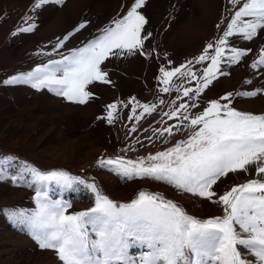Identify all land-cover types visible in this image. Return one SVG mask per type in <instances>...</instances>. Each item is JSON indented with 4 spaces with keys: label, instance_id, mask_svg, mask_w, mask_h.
Here are the masks:
<instances>
[{
    "label": "snow or ice",
    "instance_id": "6c2138e0",
    "mask_svg": "<svg viewBox=\"0 0 264 264\" xmlns=\"http://www.w3.org/2000/svg\"><path fill=\"white\" fill-rule=\"evenodd\" d=\"M62 5L65 0H36L35 8L46 4ZM232 18L214 43H208L194 60L171 69H159L160 92L173 91L187 98L163 113L176 121L154 130L165 142L185 133L171 147L139 160H100L125 180H151L168 185L177 194H187L222 208L223 215L198 219L173 200L159 193L140 191L128 203H117L103 195L95 182L71 175L67 171L43 172L28 163L9 174L16 161L0 159V181L35 186V211L12 212V222L27 230L41 250L54 251L61 264H264V114L245 112L234 107L235 98L227 93L207 102L200 112V98L214 81L230 75L224 65H238L250 49L230 43L238 37L252 41L264 34V0H229ZM146 0H134L122 17L113 20L101 34L69 54L33 72L5 81L7 85L26 84L37 91L47 89L57 97L85 105L94 97L90 85L110 84L106 61L146 55L145 42L151 32L142 9ZM27 23V22H26ZM87 27L80 23L72 35ZM219 27V25H217ZM35 24L19 29L32 33ZM59 40L62 49L70 39ZM196 65H204L196 70ZM253 68H264V49ZM173 78L187 80L194 86H173ZM249 83H251L249 81ZM264 90L240 93V98H255ZM163 105L164 101L161 100ZM131 117L137 122L151 115L156 105L141 104L133 98ZM106 122L112 125L118 104L107 106ZM137 109L141 113H137ZM137 129L131 128L132 132ZM244 173L247 182L236 184L222 194L216 186L230 174ZM71 190L86 186L95 197L94 207L68 214L71 203L53 199L52 185ZM139 249V255L132 250Z\"/></svg>",
    "mask_w": 264,
    "mask_h": 264
},
{
    "label": "rangeland",
    "instance_id": "374dc122",
    "mask_svg": "<svg viewBox=\"0 0 264 264\" xmlns=\"http://www.w3.org/2000/svg\"><path fill=\"white\" fill-rule=\"evenodd\" d=\"M134 0H65V3L46 4L35 8L36 0H0V159L13 158L16 163L9 174L19 171L22 163L43 172L67 171L87 182H95L101 193L117 203H128L140 191L159 193L183 207L189 215L204 220L223 215L222 208L187 194H177L168 185L151 180H125L100 160H139L171 147L185 133H178L165 142L154 130L176 121H168L163 113L173 102H185L179 93L159 91L161 67L171 69L198 57L208 43H214L232 18L234 9L229 0H146L141 10L151 32L145 42L146 55L106 61L110 84L90 85L94 93L85 105H77L57 97L47 89L37 91L30 85H7L5 81L33 72L69 54L101 34L113 20L126 14ZM27 22V23H26ZM82 22L87 27L72 35ZM35 24L32 33L19 29ZM219 25V27H217ZM71 38L57 50L59 40ZM230 43L250 49L238 65L224 70L200 98V112L207 102L227 93L235 98L234 107L254 114H264V92L255 98H240L239 94L264 90V68H253L264 49V34L252 41L238 37ZM204 65H196L202 70ZM249 81L251 83H249ZM173 86H194L186 79L173 78ZM133 98L141 104H155L156 111L144 114L137 122L131 117V105L123 104ZM164 104L161 105L160 101ZM118 104L117 119L106 122L107 106ZM140 114L141 110L137 109ZM135 127V132L131 128ZM244 173L230 174L216 186L219 193L236 184L247 182ZM49 195L71 203L68 214L94 207V194L84 185L63 190L52 185ZM35 186L14 184L10 179L0 181V264H61L52 250L39 249L27 230L15 225L9 213L35 211ZM139 249H133L139 255Z\"/></svg>",
    "mask_w": 264,
    "mask_h": 264
}]
</instances>
